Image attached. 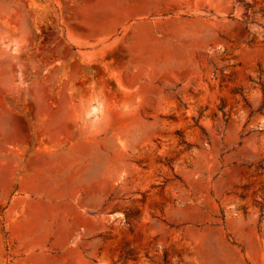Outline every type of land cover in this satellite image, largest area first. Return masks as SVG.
Listing matches in <instances>:
<instances>
[{
	"label": "rangeland",
	"instance_id": "rangeland-1",
	"mask_svg": "<svg viewBox=\"0 0 264 264\" xmlns=\"http://www.w3.org/2000/svg\"><path fill=\"white\" fill-rule=\"evenodd\" d=\"M140 2L0 0V264H264V0Z\"/></svg>",
	"mask_w": 264,
	"mask_h": 264
},
{
	"label": "crops",
	"instance_id": "crops-1",
	"mask_svg": "<svg viewBox=\"0 0 264 264\" xmlns=\"http://www.w3.org/2000/svg\"><path fill=\"white\" fill-rule=\"evenodd\" d=\"M108 18L104 16L102 24L114 22L115 29L124 26L126 21L134 15H139L142 9L141 0H110ZM101 5V4H100Z\"/></svg>",
	"mask_w": 264,
	"mask_h": 264
}]
</instances>
